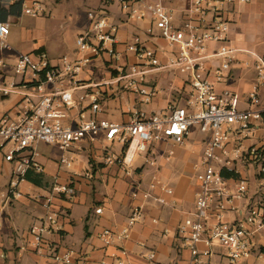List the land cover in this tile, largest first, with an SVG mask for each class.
I'll return each instance as SVG.
<instances>
[{
    "label": "crops",
    "instance_id": "1",
    "mask_svg": "<svg viewBox=\"0 0 264 264\" xmlns=\"http://www.w3.org/2000/svg\"><path fill=\"white\" fill-rule=\"evenodd\" d=\"M34 1L36 0H0V16H3L0 22L11 25L7 39L8 48H4L0 43L2 49L8 50L5 62H0L5 65L0 77V86H7L12 91L10 96H0V119L5 115L12 119L20 118L41 96L35 87L40 79L38 76L31 73L20 76L14 73L13 68L20 55L44 53L53 66L60 65L65 57L71 60L91 57L89 53L79 52L77 39L89 31L88 14L94 11L78 12L76 30L81 31L77 35L75 52L69 54L65 43L61 41L64 26H56L52 20V13H62L63 1L58 4L47 1L49 5L44 6L45 12L39 17L23 14L24 6L31 5ZM194 1L141 0L139 7L142 9L146 4H162L171 12L173 24L178 28H183L190 20H194L201 28H206L216 20L226 22L229 26L227 37L230 44L241 50L231 70L224 72L221 80L217 79V69L221 67L223 60L211 57L204 61L208 70L206 76L216 84L219 92L230 90L237 93L241 110L260 115V119L253 121L251 131L244 139L238 141L244 155L255 148L263 153V159L258 162L257 156L249 157V161L244 158L247 162H242L243 158L237 160L236 171L239 180L254 184V196H251L249 191L246 199L238 201L239 211L227 214L228 221L233 223L246 216L249 206L255 208L264 204V178H258L261 172L264 173V121L261 117L264 112V85L260 84L256 69L258 58L264 56V0H227L223 6L218 8L211 5L205 7L201 13L196 12ZM17 2L22 3L21 16L6 15L5 10H9V7ZM113 6L114 0H101L99 8L103 10L108 23L118 27L116 50L120 59L112 63L107 55L93 58L79 76L84 86L101 85V112L96 117L112 123L127 124L137 113L166 116L172 107L187 105L192 97L189 75L181 74L178 70L162 69L152 71L147 76L149 84L158 90V95L148 104L142 103L141 96L125 89L114 80L118 76L117 69L138 63L136 56L128 51V47L135 40H139L146 48L156 50L163 65L174 57L177 49L161 37L150 19L151 15L144 20L132 19L122 10L120 3L118 9ZM219 47L218 43H210L205 55H213ZM59 87L65 89L72 86L65 83L63 87ZM255 89L258 91L259 103L252 105L249 95ZM86 92L89 91L76 89L75 95L78 98ZM88 106L89 103L86 102L83 108L71 110V117L78 119L79 115L84 113L86 118H90L92 113ZM195 129L200 131L199 127H193L182 144L173 140L152 144L149 158L155 164H144L138 172H132L130 175L123 172L118 164H104L108 154L117 155L104 147L107 141L104 140L103 134H100L95 142H86L73 148L85 158L73 171L60 166V161L52 157L42 158L40 154L38 161L45 168V173H31L43 179L42 186L23 182L22 198L12 202L3 213L0 228V264H57L54 255L66 251L74 252L73 264H117L119 260L124 264H188L190 253L181 249L176 231L179 224L196 214L197 194L200 190L197 172L209 139L207 134L201 139L195 137ZM235 156L232 154V157ZM253 159L257 162L253 163ZM140 161H143V158ZM141 163L138 166H142ZM11 175L12 166L0 156V189L7 188ZM56 179L60 184L73 182L75 196L71 202L57 198L51 209L46 210L38 203L36 197L45 195ZM229 180V188L232 191L235 189L236 180ZM162 186L172 189L173 195H167ZM148 192L153 198H165L170 205L162 206L154 199L145 201L143 194ZM135 193L138 194L137 198L134 197ZM33 194H36L34 198ZM139 205L144 206L143 218L124 243L127 254H122L118 247H106L99 235L104 230L121 229L130 217L132 209ZM98 209L102 210L101 214L97 213ZM48 214L58 216V229L47 234L43 244L36 248L33 246L30 229L33 225L44 222ZM254 244V254L264 259V226H254ZM150 253L156 254L154 262L147 259ZM224 256L225 252L216 248L210 258L211 264L223 263Z\"/></svg>",
    "mask_w": 264,
    "mask_h": 264
},
{
    "label": "built area",
    "instance_id": "2",
    "mask_svg": "<svg viewBox=\"0 0 264 264\" xmlns=\"http://www.w3.org/2000/svg\"><path fill=\"white\" fill-rule=\"evenodd\" d=\"M226 1L195 0V10L201 13L205 7L211 5L219 8ZM119 3L129 18L144 20L151 15L150 19L161 37L171 47L176 48L177 52L163 65L156 50L146 48L139 40H135L128 47V51L136 56L138 63L117 69L118 76L114 80L125 89L141 96L142 103L148 104L158 95V90L149 84L147 76L152 71L162 69L178 70L181 74L189 75L191 100L185 106L172 107L166 116L137 113L127 124L98 119L96 116L101 112V85L84 86L79 76L93 58L107 55L112 63L120 59L116 50L118 27L109 24L102 12L88 14L90 29L77 39L79 52L89 53L91 57L77 60L65 57L60 65L53 66L44 53L20 55L13 68L14 73L20 76L28 73L38 76L40 79L35 87L41 96L20 118L12 119L5 115L0 119V156L12 166L11 180L7 188L0 189V228L6 208L23 196L21 185L26 181V174L45 173V168L38 161L39 144L57 147L65 153L83 143L95 142L103 134L105 141L123 146L121 157L108 154L104 164H118L123 172L130 175L138 172L144 164H155L149 158L152 144L168 140L182 144L190 130L197 126L203 134L209 135V139L197 172L200 190L197 194L196 214L179 224L176 233L181 249L190 253L188 264H211L210 258L216 248L225 249L224 257L228 264H240L251 258L254 252V226H264V206H249L244 218L230 223L227 214L239 211L238 201L247 198L249 187L246 180H236L235 189L231 191L230 180L222 176V170L237 173L234 159H242L245 154L238 141L251 131L253 121L260 119V115L241 110L237 93L230 90L219 92L216 84L206 76L208 70L204 61L211 57L223 60L221 67L217 69V79L221 80L222 74L231 70L241 50L230 44L227 37L229 26L226 22L216 20L206 28H201L194 20H190L183 28H178L173 24L171 12L160 3L146 4L142 9L139 7L141 0H119ZM44 12L41 0L23 8V14L31 17L42 16ZM10 32L11 25L0 22V43L4 48H8ZM212 42L220 44V47L213 55L207 56L205 53ZM4 68L5 65L0 63V77ZM256 69L260 84L264 85V56L258 58ZM65 83L72 87H59H63ZM80 88L89 92L77 98L75 90ZM11 93L7 86H0V96L7 97ZM249 96L252 105L259 103L257 89ZM86 102L89 103L88 109L92 116L86 118L82 113L78 119L72 118L70 111L83 108ZM232 154L236 156L232 157ZM247 155L257 158V150L253 148ZM141 158L143 161H140ZM140 162L142 166H138ZM72 165V158L62 155L60 166L69 170ZM162 190L167 195H173V190L167 186H162ZM74 196L73 182L60 184L56 179L49 191L36 197V200L49 210L57 198L71 202ZM137 196L135 193L134 197ZM143 198L145 201L154 199L162 206L170 205L165 198H153L149 192L144 193ZM143 207H134L121 229L104 230L99 235L106 247L115 246L122 254H127L124 243L142 220ZM101 211L98 209L97 213L101 214ZM58 226V216L55 214H48L44 222L33 225L30 229L33 246L39 248L45 236L56 231ZM53 258L57 264H73L74 252L56 253ZM147 259L154 262L156 254H148ZM117 264L124 262L119 260Z\"/></svg>",
    "mask_w": 264,
    "mask_h": 264
},
{
    "label": "rangeland",
    "instance_id": "3",
    "mask_svg": "<svg viewBox=\"0 0 264 264\" xmlns=\"http://www.w3.org/2000/svg\"><path fill=\"white\" fill-rule=\"evenodd\" d=\"M47 1L51 2V3H61L62 1V8H61V12L62 13H52V20L54 21V24L57 26L62 24V27L64 26V29H62V33H61V41L65 43L66 47H67V52L69 54H73L76 50V39H77V35L81 30H76V20L79 19L78 17V12L80 10L83 11H94L97 13H101L103 10H101L99 8L100 2L101 0H41V2L43 3V5L46 7V5H49V2L47 3ZM114 8L118 9L119 8V0H114ZM103 9V8H102ZM60 11V10H59ZM54 12V10H53ZM69 16H71V18H69ZM3 19V16H0V19ZM54 46V45H52ZM7 52L8 50L2 49L0 47V62H5L6 58H7ZM194 135L195 137L198 138H203L206 137L205 134L201 133V131L199 130H194ZM104 147H107L110 149L111 153H115L118 157L122 156V146L115 143H104ZM38 150L39 153L41 154L42 158H49L52 157L54 160L60 161V159L62 158V155H65L67 158H72L73 159V165L72 168L69 169V171H73V169L75 168V166H77L81 161H83L85 158L81 153H78L76 150L74 149H70L68 152H61L57 147H50L49 145H45V144H39L38 145ZM259 151V150H258ZM244 158L247 159V161H249V155H244L243 157V161L242 162H247L246 160H244ZM240 160V159H239ZM258 160V159H257ZM256 159H253L252 162L256 163L257 162ZM237 159H234V167L236 168V164H237ZM262 162V161H260ZM249 166V165H248ZM254 167H256V165L254 164ZM262 168V167H261ZM147 172V171H146ZM261 172V171H260ZM248 187H249V191H250V195L254 196V184L253 183H248ZM36 196V194H33V198ZM219 251H224L225 249L223 248H218ZM213 260H215V256L213 257ZM256 264H264V259L257 257L254 252L252 253L251 258L243 260L240 264H254L255 262ZM220 262V260H219ZM221 264H228L227 259H225V261Z\"/></svg>",
    "mask_w": 264,
    "mask_h": 264
},
{
    "label": "trees",
    "instance_id": "4",
    "mask_svg": "<svg viewBox=\"0 0 264 264\" xmlns=\"http://www.w3.org/2000/svg\"><path fill=\"white\" fill-rule=\"evenodd\" d=\"M21 10H22V3L17 2L9 7V10H5L6 15L14 16V17H20L21 16ZM261 117L264 121V112L261 114ZM257 156H258V162L263 159V153L261 151H257ZM264 167V162L262 163ZM222 176L226 179H233V180H239V174L229 171L227 169L222 170ZM259 179L264 178V173L261 172L258 175ZM27 182H30L36 186H42L43 184V179L39 176L33 175L31 172H28L25 177ZM264 203V202H263ZM264 206V204H263ZM262 252L264 253V248L262 249Z\"/></svg>",
    "mask_w": 264,
    "mask_h": 264
}]
</instances>
